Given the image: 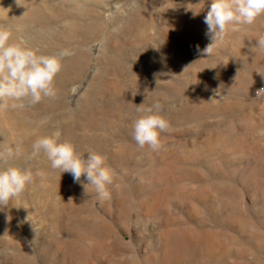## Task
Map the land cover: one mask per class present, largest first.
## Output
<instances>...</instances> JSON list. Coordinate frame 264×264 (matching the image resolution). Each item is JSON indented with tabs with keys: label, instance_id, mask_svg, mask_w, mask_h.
I'll return each instance as SVG.
<instances>
[{
	"label": "rangeland",
	"instance_id": "1",
	"mask_svg": "<svg viewBox=\"0 0 264 264\" xmlns=\"http://www.w3.org/2000/svg\"><path fill=\"white\" fill-rule=\"evenodd\" d=\"M199 2L0 0L12 41L72 53L56 95L0 114V168L48 173L0 207V264H264V15L205 54ZM156 99L169 127L152 151L132 125ZM55 131L107 158L110 199L32 155Z\"/></svg>",
	"mask_w": 264,
	"mask_h": 264
},
{
	"label": "clouds",
	"instance_id": "2",
	"mask_svg": "<svg viewBox=\"0 0 264 264\" xmlns=\"http://www.w3.org/2000/svg\"><path fill=\"white\" fill-rule=\"evenodd\" d=\"M205 0L191 6H204ZM264 15V0H211L210 8L204 17L207 26L206 36L210 43L204 49L205 54H211L214 49L221 47L229 33L241 31L242 26L253 25L258 17ZM13 32L10 27L0 25V114L6 113L9 101H21L30 98L33 104L43 97L56 95L54 80L62 69V59L72 53L67 49L54 55L38 54V50L30 47L20 38L12 41ZM255 47L264 52V34H260ZM135 76V74L130 73ZM257 97L264 95V87L257 90ZM141 113L133 122V139L140 148L147 146L152 151L161 148V133L169 127V121L162 115V105L158 99L150 106L144 103L136 107ZM258 135L264 136V129L258 130ZM61 132L55 131L49 136L40 137L33 144V156L43 151L50 161L51 169L62 173H70L74 182H80L84 176L88 183L84 188L91 187L100 200L111 198L109 186L118 187L114 181L116 173L107 164V158L100 153H78L70 140H62ZM9 150L7 155H11ZM0 159H6L0 155ZM48 173L37 169L33 172L27 168H0V207L19 198L27 185L36 178L41 181ZM71 200V199H70ZM91 243V242H89ZM129 264H134V257H121Z\"/></svg>",
	"mask_w": 264,
	"mask_h": 264
}]
</instances>
